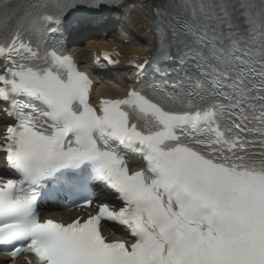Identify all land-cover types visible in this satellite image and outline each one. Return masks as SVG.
Instances as JSON below:
<instances>
[{"label": "snow or ice", "instance_id": "obj_1", "mask_svg": "<svg viewBox=\"0 0 264 264\" xmlns=\"http://www.w3.org/2000/svg\"><path fill=\"white\" fill-rule=\"evenodd\" d=\"M81 4L119 0H0V101L16 121L0 150L18 176L0 182V246L30 253L27 264H264V0H158L162 80L101 98L99 111L92 81L47 39ZM169 60L175 76L159 67ZM128 153L144 167L129 172ZM48 180L102 184L123 206L41 220ZM101 220L134 242L107 240Z\"/></svg>", "mask_w": 264, "mask_h": 264}, {"label": "bare ground", "instance_id": "obj_2", "mask_svg": "<svg viewBox=\"0 0 264 264\" xmlns=\"http://www.w3.org/2000/svg\"><path fill=\"white\" fill-rule=\"evenodd\" d=\"M153 1L155 0H136V2L134 3L135 8L132 10V14H131V19L135 25L134 26L135 31L145 41L149 39V34L146 32V30L147 28L150 27V17L147 15V12H148L149 6L152 4ZM131 2L133 3V1ZM121 41L122 39L119 40V45H117L118 46L117 48L122 53L126 54V53H140L141 52V49L136 47L134 44L130 43L128 45H124L120 43ZM117 42L118 41L108 40V39L107 40L98 39L97 41L90 40L87 43L89 44L92 43L91 47L95 48V47H100L102 45L109 47L111 45H116ZM88 56H89V53H83L82 51L79 57H81L82 59L84 58L87 59ZM118 91H119L118 88H110L103 84H98L94 88V93H96V97L104 93L116 94L118 93Z\"/></svg>", "mask_w": 264, "mask_h": 264}]
</instances>
